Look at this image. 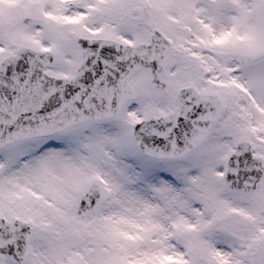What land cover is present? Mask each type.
I'll return each instance as SVG.
<instances>
[{
	"label": "snow or ice",
	"instance_id": "obj_1",
	"mask_svg": "<svg viewBox=\"0 0 264 264\" xmlns=\"http://www.w3.org/2000/svg\"><path fill=\"white\" fill-rule=\"evenodd\" d=\"M0 264H264V0H0Z\"/></svg>",
	"mask_w": 264,
	"mask_h": 264
}]
</instances>
